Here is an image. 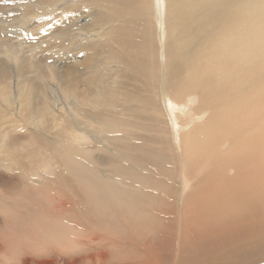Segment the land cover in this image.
Segmentation results:
<instances>
[{"label": "bare ground", "instance_id": "bare-ground-1", "mask_svg": "<svg viewBox=\"0 0 264 264\" xmlns=\"http://www.w3.org/2000/svg\"><path fill=\"white\" fill-rule=\"evenodd\" d=\"M29 3L64 65L0 68V264H264V0Z\"/></svg>", "mask_w": 264, "mask_h": 264}, {"label": "rangeland", "instance_id": "rangeland-1", "mask_svg": "<svg viewBox=\"0 0 264 264\" xmlns=\"http://www.w3.org/2000/svg\"><path fill=\"white\" fill-rule=\"evenodd\" d=\"M31 1L33 0H0V68L6 72V83L11 88L17 79L21 82L26 79L33 81L36 74L34 71L37 69L40 71L38 75L43 73L48 75L51 72L50 69H60L64 65V56L57 55L55 41L49 40L50 32L44 27L36 28L35 25L40 22V17L26 16V9L31 10L28 8ZM77 20L80 21L82 18ZM68 24H71V21L62 22L64 28ZM57 27L60 29L59 24ZM50 31L53 32L52 29ZM54 52L56 55L53 54ZM42 81L44 84H39L41 87L47 86L53 90V94L56 93L54 87L56 81H47V79ZM11 112V108H8L2 114L0 113L2 115L0 121L5 120L10 123V118L11 121H15ZM25 129L17 130L18 134L14 133L15 137L21 139ZM0 171L5 170L0 168Z\"/></svg>", "mask_w": 264, "mask_h": 264}]
</instances>
